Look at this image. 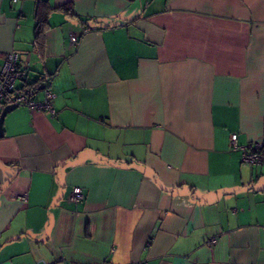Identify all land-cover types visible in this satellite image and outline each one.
Segmentation results:
<instances>
[{
    "label": "crops",
    "instance_id": "0c3cea01",
    "mask_svg": "<svg viewBox=\"0 0 264 264\" xmlns=\"http://www.w3.org/2000/svg\"><path fill=\"white\" fill-rule=\"evenodd\" d=\"M11 51L56 115L0 104V264H264L228 147L264 138V0H0Z\"/></svg>",
    "mask_w": 264,
    "mask_h": 264
},
{
    "label": "built area",
    "instance_id": "2783aa9c",
    "mask_svg": "<svg viewBox=\"0 0 264 264\" xmlns=\"http://www.w3.org/2000/svg\"><path fill=\"white\" fill-rule=\"evenodd\" d=\"M89 29V28H87ZM72 44L77 43L78 36L75 33L69 35ZM23 76V70L18 65V57L15 51L9 52L0 65V104L2 105H23L31 110H48L52 116L56 111L51 105V98L54 96L51 90V79L17 87V81ZM41 91L43 97L40 101L34 99L36 92ZM228 147L230 150H239L241 160L249 164H264V138L248 144H239L237 134L231 133ZM22 200H26V194L18 195ZM72 201H79L83 198L81 187L75 186L69 196ZM216 239H211L209 244L215 243Z\"/></svg>",
    "mask_w": 264,
    "mask_h": 264
},
{
    "label": "trees",
    "instance_id": "16d2710c",
    "mask_svg": "<svg viewBox=\"0 0 264 264\" xmlns=\"http://www.w3.org/2000/svg\"><path fill=\"white\" fill-rule=\"evenodd\" d=\"M41 30H42V27H41V26H39V28H38V34H40V33H41ZM37 36H39V35H37Z\"/></svg>",
    "mask_w": 264,
    "mask_h": 264
},
{
    "label": "water",
    "instance_id": "95a60500",
    "mask_svg": "<svg viewBox=\"0 0 264 264\" xmlns=\"http://www.w3.org/2000/svg\"><path fill=\"white\" fill-rule=\"evenodd\" d=\"M10 106L12 107V106H16V105H10Z\"/></svg>",
    "mask_w": 264,
    "mask_h": 264
}]
</instances>
